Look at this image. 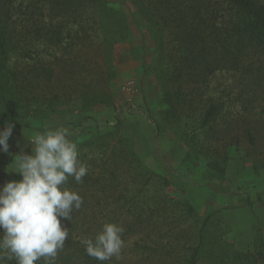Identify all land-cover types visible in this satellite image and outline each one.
<instances>
[{"label":"rangeland","instance_id":"1","mask_svg":"<svg viewBox=\"0 0 264 264\" xmlns=\"http://www.w3.org/2000/svg\"><path fill=\"white\" fill-rule=\"evenodd\" d=\"M110 1L114 16L109 32L119 41L114 53L117 76L112 82V105L98 106L92 121L83 119L86 113L82 110L54 115L44 122L23 117L22 126L13 129L8 152H0V187L22 179L16 173V156L32 154L30 143L36 134L65 127L88 171L97 174L103 167L107 169L111 165L105 164L107 159L116 154L119 180L128 199L137 189L134 155L151 174L145 207L154 216L144 224L149 225L145 231H135L130 218L116 223L121 213L116 217L112 213L122 204L115 203L118 192L115 198L103 199L100 218L78 223L93 239L106 223L123 228L124 245L109 262L184 264L191 247L198 246V231L208 219V251L200 264H235L227 256L236 248L253 250L255 234L258 230L264 233V66L260 72L214 74L205 99L221 105L222 110L213 131L200 130L199 114L174 115L162 102V68L145 41L144 23L134 7L126 0ZM44 49L39 45L40 51ZM63 52L59 50L57 56L65 58ZM98 57L94 54V63L102 61ZM89 68L86 65L82 71V80L88 82ZM1 114L0 105L3 130L9 122ZM92 133L95 138L90 140ZM217 166L224 167L229 188L213 181L219 174Z\"/></svg>","mask_w":264,"mask_h":264},{"label":"trees","instance_id":"2","mask_svg":"<svg viewBox=\"0 0 264 264\" xmlns=\"http://www.w3.org/2000/svg\"><path fill=\"white\" fill-rule=\"evenodd\" d=\"M126 2L143 21L145 41L162 68L164 105L174 115L199 114V129L213 131L222 109L205 99L212 76L221 71L250 73L263 69L264 0ZM111 6L110 0H0L1 118L21 127L23 117L44 122L54 115L82 110L86 113L83 119L92 121L98 106L112 105V82L117 76L114 53L119 41L109 32L110 17L114 16ZM39 45L45 49L40 51ZM59 50L66 51L65 58L57 56ZM94 54L102 61L94 63ZM86 65L90 66L89 82L82 80ZM94 138L92 133L90 140ZM134 157L137 189L129 199L119 180L116 154L107 159L105 164H111L107 169L103 167L97 174L87 171L79 183L70 179L67 189L78 193L83 204L79 210L73 209L70 220H61L69 236L55 264H112L110 259L101 262L86 253L82 240L88 237L78 223L100 218L103 199L109 200L116 192L115 203H122L112 213L115 217L121 213L116 223L130 218L138 233L149 226L144 224L152 220L154 212L146 209L145 194L151 174L141 159ZM217 169L219 174L213 181L229 188L224 167ZM128 204L132 205L127 208ZM207 222L201 225L198 246L191 247L184 264H200L202 255L207 254ZM253 246V250L236 248L227 259L235 264H264L262 230L255 234ZM36 264H44L43 258Z\"/></svg>","mask_w":264,"mask_h":264},{"label":"clouds","instance_id":"3","mask_svg":"<svg viewBox=\"0 0 264 264\" xmlns=\"http://www.w3.org/2000/svg\"><path fill=\"white\" fill-rule=\"evenodd\" d=\"M14 127L9 122L0 130V152H8ZM71 135L65 127L38 133L30 143L32 154L16 156L22 179L0 187V264H36L42 258L44 264H55L69 236L61 220H70L73 209L83 204L65 185L69 177L81 182L88 171ZM123 231L117 224H104L94 239L82 240L86 253L101 262L118 255Z\"/></svg>","mask_w":264,"mask_h":264},{"label":"crops","instance_id":"4","mask_svg":"<svg viewBox=\"0 0 264 264\" xmlns=\"http://www.w3.org/2000/svg\"><path fill=\"white\" fill-rule=\"evenodd\" d=\"M219 201V200H218ZM221 201H223V202H227L228 204H229V201L226 199H222ZM210 202V201H209ZM246 202V201H245ZM228 206V205H227Z\"/></svg>","mask_w":264,"mask_h":264}]
</instances>
